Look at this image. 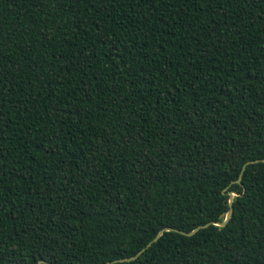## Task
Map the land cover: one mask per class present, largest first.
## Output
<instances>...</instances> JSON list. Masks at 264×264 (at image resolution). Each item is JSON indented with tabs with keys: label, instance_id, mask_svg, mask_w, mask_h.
Listing matches in <instances>:
<instances>
[{
	"label": "trees",
	"instance_id": "trees-1",
	"mask_svg": "<svg viewBox=\"0 0 264 264\" xmlns=\"http://www.w3.org/2000/svg\"><path fill=\"white\" fill-rule=\"evenodd\" d=\"M258 159L264 0H0V264H264Z\"/></svg>",
	"mask_w": 264,
	"mask_h": 264
},
{
	"label": "water",
	"instance_id": "water-1",
	"mask_svg": "<svg viewBox=\"0 0 264 264\" xmlns=\"http://www.w3.org/2000/svg\"><path fill=\"white\" fill-rule=\"evenodd\" d=\"M259 161H264V159H258V160H254V161H249L248 163H254V162H259ZM247 164L244 165L243 167V170L239 176V178L237 179L236 182H241L242 180V176H243V172H244V169L246 167ZM229 205H230V208H229V211L227 212L226 214V217L223 221H211V222H208L204 225H201V226H198L196 227L195 229H193L192 231L190 232H185V231H182V230H177L185 235H192L194 234L196 231H198L199 229L203 228V227H206V226H209L211 224H214V225H218V226H226L230 220V217L234 211V196L236 195L235 192H229ZM168 230H173V228L171 227H165L163 229H161L158 234L154 237V239H152L146 246H144L136 255L132 256V257H128V258H119V259H116V260H112V261H108L104 264H111V263H114V262H123V261H131V260H134L136 258H138L149 246H151L153 244V242L157 241L165 231H168ZM41 263H45V264H51L45 260H40L37 264H41Z\"/></svg>",
	"mask_w": 264,
	"mask_h": 264
},
{
	"label": "snow or ice",
	"instance_id": "snow-or-ice-1",
	"mask_svg": "<svg viewBox=\"0 0 264 264\" xmlns=\"http://www.w3.org/2000/svg\"><path fill=\"white\" fill-rule=\"evenodd\" d=\"M225 203H227V201H225Z\"/></svg>",
	"mask_w": 264,
	"mask_h": 264
}]
</instances>
